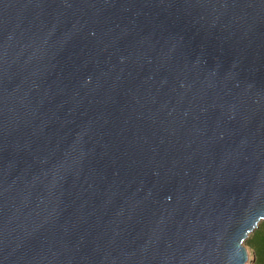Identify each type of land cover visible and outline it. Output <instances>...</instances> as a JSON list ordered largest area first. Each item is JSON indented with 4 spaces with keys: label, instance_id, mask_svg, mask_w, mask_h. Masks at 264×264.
Returning a JSON list of instances; mask_svg holds the SVG:
<instances>
[{
    "label": "water",
    "instance_id": "water-1",
    "mask_svg": "<svg viewBox=\"0 0 264 264\" xmlns=\"http://www.w3.org/2000/svg\"><path fill=\"white\" fill-rule=\"evenodd\" d=\"M257 215L264 0H0V264H222Z\"/></svg>",
    "mask_w": 264,
    "mask_h": 264
},
{
    "label": "clouds",
    "instance_id": "clouds-1",
    "mask_svg": "<svg viewBox=\"0 0 264 264\" xmlns=\"http://www.w3.org/2000/svg\"><path fill=\"white\" fill-rule=\"evenodd\" d=\"M262 224H264V215H257L251 219L245 218L231 246L225 250L222 264H248L252 258L248 241L257 229H261ZM261 231L264 234V229Z\"/></svg>",
    "mask_w": 264,
    "mask_h": 264
},
{
    "label": "trees",
    "instance_id": "trees-1",
    "mask_svg": "<svg viewBox=\"0 0 264 264\" xmlns=\"http://www.w3.org/2000/svg\"><path fill=\"white\" fill-rule=\"evenodd\" d=\"M261 229H264V226ZM261 229H257L253 237L249 239V244L254 250L255 264H264V234Z\"/></svg>",
    "mask_w": 264,
    "mask_h": 264
},
{
    "label": "rangeland",
    "instance_id": "rangeland-1",
    "mask_svg": "<svg viewBox=\"0 0 264 264\" xmlns=\"http://www.w3.org/2000/svg\"><path fill=\"white\" fill-rule=\"evenodd\" d=\"M264 226V224H262L261 225V227H263ZM248 246H249V248H250V250H251V259H250V261L248 262V264H255V262H254V259H255V256H254V250L252 249V247L250 246V244H249V241H248Z\"/></svg>",
    "mask_w": 264,
    "mask_h": 264
}]
</instances>
